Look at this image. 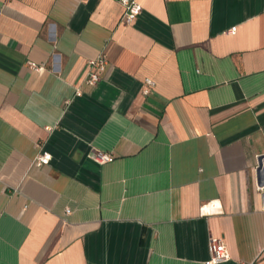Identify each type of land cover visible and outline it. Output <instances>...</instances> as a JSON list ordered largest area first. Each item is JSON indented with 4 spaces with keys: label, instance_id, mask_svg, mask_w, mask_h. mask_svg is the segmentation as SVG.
I'll list each match as a JSON object with an SVG mask.
<instances>
[{
    "label": "crops",
    "instance_id": "0c3cea01",
    "mask_svg": "<svg viewBox=\"0 0 264 264\" xmlns=\"http://www.w3.org/2000/svg\"><path fill=\"white\" fill-rule=\"evenodd\" d=\"M137 1L0 0V264H264V0Z\"/></svg>",
    "mask_w": 264,
    "mask_h": 264
},
{
    "label": "built area",
    "instance_id": "2783aa9c",
    "mask_svg": "<svg viewBox=\"0 0 264 264\" xmlns=\"http://www.w3.org/2000/svg\"><path fill=\"white\" fill-rule=\"evenodd\" d=\"M121 5L123 6V14L121 17V21L124 24L131 23L138 13L141 11V5L137 0H120ZM229 33H235V29L231 28L228 30ZM108 64L107 57L104 53H99L94 58H90L87 60V71L83 78V82L87 85L94 86L98 84V82L101 79V74L105 70L106 66ZM30 67L33 70H40L42 69V66H39L38 64L34 62H30ZM145 87H144V94H147L149 92L150 87L152 86V80L146 79L144 81ZM75 93L77 95L81 94V91L79 88H76ZM93 159L100 163H106L110 162L113 159V156L101 151V150H95L92 154ZM51 158V155L47 151H42L36 158L34 159V163L38 166L47 164ZM256 187L259 191L264 192V180L259 181L256 184ZM201 212L203 214H214L222 212V207L217 201H210L205 204H203L201 207ZM209 252H210V259L207 262L208 264H217L221 262H225L230 258L229 252L222 241L221 238L212 237L209 241Z\"/></svg>",
    "mask_w": 264,
    "mask_h": 264
},
{
    "label": "water",
    "instance_id": "95a60500",
    "mask_svg": "<svg viewBox=\"0 0 264 264\" xmlns=\"http://www.w3.org/2000/svg\"><path fill=\"white\" fill-rule=\"evenodd\" d=\"M264 162V154H261L258 158V168L260 169V166L262 165V163Z\"/></svg>",
    "mask_w": 264,
    "mask_h": 264
}]
</instances>
